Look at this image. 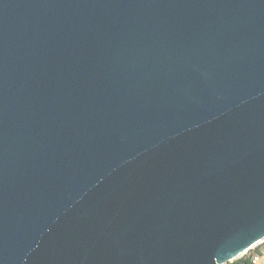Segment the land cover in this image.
Wrapping results in <instances>:
<instances>
[{
	"label": "water",
	"instance_id": "95a60500",
	"mask_svg": "<svg viewBox=\"0 0 264 264\" xmlns=\"http://www.w3.org/2000/svg\"><path fill=\"white\" fill-rule=\"evenodd\" d=\"M263 241L264 0H0V264Z\"/></svg>",
	"mask_w": 264,
	"mask_h": 264
},
{
	"label": "built area",
	"instance_id": "2783aa9c",
	"mask_svg": "<svg viewBox=\"0 0 264 264\" xmlns=\"http://www.w3.org/2000/svg\"><path fill=\"white\" fill-rule=\"evenodd\" d=\"M256 249H258V250L256 251ZM261 250H264V241L257 244L255 247L250 249L247 253H245L241 257L249 256L250 260H251V264H258V263H260L259 251H261Z\"/></svg>",
	"mask_w": 264,
	"mask_h": 264
},
{
	"label": "trees",
	"instance_id": "16d2710c",
	"mask_svg": "<svg viewBox=\"0 0 264 264\" xmlns=\"http://www.w3.org/2000/svg\"><path fill=\"white\" fill-rule=\"evenodd\" d=\"M258 249H256L257 251ZM229 264H251V260L249 256H245V257H241L235 261H233L232 263Z\"/></svg>",
	"mask_w": 264,
	"mask_h": 264
},
{
	"label": "crops",
	"instance_id": "0c3cea01",
	"mask_svg": "<svg viewBox=\"0 0 264 264\" xmlns=\"http://www.w3.org/2000/svg\"><path fill=\"white\" fill-rule=\"evenodd\" d=\"M260 254V263L258 264H264V250L259 251Z\"/></svg>",
	"mask_w": 264,
	"mask_h": 264
}]
</instances>
